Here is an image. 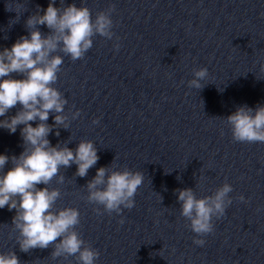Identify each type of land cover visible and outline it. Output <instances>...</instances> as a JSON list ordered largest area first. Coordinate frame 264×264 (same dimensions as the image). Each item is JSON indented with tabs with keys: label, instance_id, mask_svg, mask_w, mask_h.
Returning a JSON list of instances; mask_svg holds the SVG:
<instances>
[{
	"label": "water",
	"instance_id": "obj_1",
	"mask_svg": "<svg viewBox=\"0 0 264 264\" xmlns=\"http://www.w3.org/2000/svg\"><path fill=\"white\" fill-rule=\"evenodd\" d=\"M72 3L87 7L93 20L115 7L113 39L95 36L75 62L55 53L63 64L53 87L68 101L69 127L48 136L53 147L75 150L91 141L97 149L86 177L76 176L73 164L47 186L61 193L57 210L79 211L75 230L100 253L95 264H264V143L235 142L224 120L238 107L264 106V0H57L55 6ZM48 4L0 0V51L28 36L26 20ZM30 30L49 34L45 26ZM201 68L209 73L203 88H190ZM22 127L14 134L0 128V155L23 152ZM101 167L143 174L132 209L108 214L88 202L86 186ZM224 183L233 188L232 204L213 219L212 234L197 237L180 214L177 190L192 189L199 199ZM14 215L0 209V254L15 252L20 264H77L75 257L53 259L54 245L21 252ZM201 238L206 243L198 247L193 240Z\"/></svg>",
	"mask_w": 264,
	"mask_h": 264
},
{
	"label": "clouds",
	"instance_id": "obj_2",
	"mask_svg": "<svg viewBox=\"0 0 264 264\" xmlns=\"http://www.w3.org/2000/svg\"><path fill=\"white\" fill-rule=\"evenodd\" d=\"M56 3L57 0H49L46 10L37 6L35 14L25 22L29 35L21 36L10 49L0 51V117H6L11 109L20 106L14 116L0 120V128L14 134L23 126L20 136L24 149L18 157L0 155V209L15 210L12 225L19 233L17 243L21 252L44 250L54 245L53 259L75 257L77 264H95L100 253L75 230L80 223L79 211L75 208L57 210L55 204L61 193L47 186L61 168L67 169L73 164L77 169L75 175L86 177L99 160L97 149L91 141H81L75 150L60 145L53 147L48 136L60 126L69 127L68 117L63 114L68 101L53 87L63 64V57L55 53L62 52L75 62L92 48L95 36L113 39L111 15L115 7L97 13L93 20L87 7H77L75 3L56 7ZM63 3L64 0H60V5ZM6 9L11 11L7 5ZM38 25L45 26L49 34L44 36L38 30H30ZM119 47L118 43L114 45L117 51ZM261 71L264 72V66ZM13 74L23 79H14ZM193 75L188 86L202 89L201 81L209 76L207 68L194 70ZM50 113H55L51 125L47 123ZM79 115L77 111L72 118ZM224 120L231 127L235 142L264 143V106L238 107ZM98 123L99 120L93 121V124ZM55 134L60 133L57 130ZM9 163L11 168L4 172ZM63 179L60 176L58 183H63ZM143 179L141 172L101 167L86 186L87 200L102 206L108 214L119 215L122 209L130 210L135 206L134 197ZM232 191V186L224 183L212 195L198 199L192 189L177 190L180 214L189 221L188 226L197 237L214 232L213 219L225 215L232 204L229 196ZM237 199L247 202L243 196ZM94 210L102 214L99 208ZM193 243L203 247L206 241L194 239ZM0 264H20V260L15 252H10L0 254Z\"/></svg>",
	"mask_w": 264,
	"mask_h": 264
}]
</instances>
